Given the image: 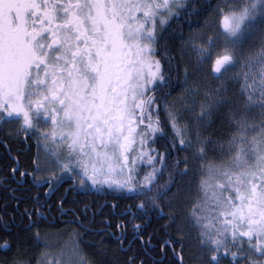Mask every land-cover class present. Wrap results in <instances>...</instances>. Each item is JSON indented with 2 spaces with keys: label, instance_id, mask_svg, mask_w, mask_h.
Instances as JSON below:
<instances>
[{
  "label": "snow or ice",
  "instance_id": "obj_1",
  "mask_svg": "<svg viewBox=\"0 0 264 264\" xmlns=\"http://www.w3.org/2000/svg\"><path fill=\"white\" fill-rule=\"evenodd\" d=\"M172 2L178 4L180 0ZM169 5L170 0L162 3L156 0H0V96L3 97L0 127L15 119L22 120L21 131L36 132L32 115L37 121H50L55 127L62 112L59 123H66L72 130L59 135L71 141L67 144L70 154L78 153L91 163L93 184L100 183L97 175L110 176L116 171L115 162L119 158L126 161L124 154L134 142L132 117L138 115L139 123L145 117L152 119V113L146 112L145 106L154 107L155 97L149 96L146 100L141 97L153 90L149 85L159 87L167 83L160 73L158 60L150 61L148 66H155L156 71L149 72L147 79L142 68L144 55L154 52L157 14L162 8L171 13ZM136 13H141L150 26L146 28ZM258 16L264 19V0H253L239 14L225 15L226 43L238 50L251 27L258 23ZM160 23L163 25L166 21L161 18ZM214 42L209 37L208 48L196 49L198 61L211 55ZM237 64L246 69L234 77L240 81L245 111L229 114L234 132L226 142V149L220 141L202 136L199 129L195 134V155L203 159L205 146L216 144L233 161L230 168L214 170L224 178L223 182L212 184L201 179L200 198L188 211L189 222L199 230L201 248L208 250L209 264H220L221 259H228L230 264H264V37L260 48L247 56L239 54L234 59L226 53L218 57L212 71L223 81ZM226 91L222 83L212 93H206L210 100L202 105L196 117L198 121L206 123L214 109L230 102ZM253 109H259V121L247 114ZM168 117L182 150L193 148L192 139L184 138L187 126L182 130L171 112ZM146 127L153 135L162 131L159 119ZM40 135L44 140L57 137L54 130ZM176 142L173 141V148ZM140 143H145L143 137ZM159 162L163 163V155ZM33 163L39 169V164ZM181 164L183 168L179 167ZM76 166L88 177V163L77 159ZM60 167L80 175L67 164ZM12 171L15 173L17 169ZM157 172L160 170L154 169L144 176L139 192L158 183ZM187 174V158L177 159L167 182L160 186V195L170 201L186 199L180 178ZM131 179L123 183L108 179L103 183L135 191L131 188ZM80 184L83 186L84 181L80 180ZM152 204L158 206L155 199ZM170 220L176 223L179 217H170ZM229 245L237 251H232ZM163 247H172L171 241H165L162 250ZM172 250L183 264L180 254ZM257 254L259 260L253 258Z\"/></svg>",
  "mask_w": 264,
  "mask_h": 264
},
{
  "label": "trees",
  "instance_id": "obj_2",
  "mask_svg": "<svg viewBox=\"0 0 264 264\" xmlns=\"http://www.w3.org/2000/svg\"><path fill=\"white\" fill-rule=\"evenodd\" d=\"M252 2L253 0H185L178 15L158 32L159 40L162 41L160 50L164 69L163 75H173L178 87L168 101H162V106H168L176 110L174 114L177 115L178 123L182 128L187 126V131L189 129L193 131L199 129L202 135L211 137L213 141H220L225 146L234 132V125L230 120L229 114L231 112L239 114L245 111L240 81L234 77L246 69L241 68L240 64H237L221 81L216 78L212 71L213 64L219 56L215 60L212 58L206 65V63L189 60L187 58L188 50L187 52L185 50L189 48V40L194 38L193 34L195 31L199 28L200 31L203 30V24L207 18H212V16L218 18L220 16L218 15L219 9H225V13L230 16L232 13L239 14L241 8L250 6ZM257 20L258 23L251 27L249 34H246L242 44L238 46V50L233 49L232 45L226 43L223 29L217 27V31L220 34L219 41L222 52L220 47L219 51L221 56L227 52V54H232L235 59L239 54L247 56L249 53L258 50L261 46V37H264V19L258 16ZM200 63L202 65H199ZM185 69H187V75H185ZM222 83L227 89L225 94L230 102L214 109L212 116L206 123L198 121L196 117L201 111L202 105L210 100V96H202L200 92L204 90L207 93H212ZM247 114L256 121L261 119L259 109H253ZM163 118V128H165V125L170 124L168 114L164 112ZM188 134L185 137H188ZM195 134L194 132L193 137H196ZM212 145L211 153L221 150L219 145ZM225 153L228 154L227 151ZM23 163L22 165L24 166ZM14 166L13 159L6 154L0 155V180L3 181V184L8 185L12 180L9 172ZM3 177L7 179L4 178L3 180ZM85 182L90 184L92 181L89 179ZM93 186L97 189L100 187L98 184H93ZM1 190L3 191L0 193V204H12V206L0 205V264H39L44 252L53 247L48 240L50 235H54L56 239L60 238L70 248L75 246L77 253H80L81 258L88 264H139L142 260L144 264H152L151 262L157 259L163 260L162 262L157 261L156 264H181V261L174 254L173 248L176 253L180 254L185 264H196L194 259H199L196 254L202 251L199 237L193 240L194 245H192L185 233L181 232L179 224L181 223L183 226L186 217V213L180 207L184 204L185 210L188 212L192 203L196 200V193L192 194V196L190 195V199H187L185 203H182L181 199L180 201H173L171 208L165 206L164 216H162L164 220L155 229L153 228V223L149 227L145 226L142 228L144 230L142 235L144 238L143 247L138 240L135 241L136 243H131L132 245L126 242L120 236L121 228L117 227L119 222H116L119 219H126L130 226L134 225L135 222H137L136 224L141 222V214L137 213V204L140 202L137 195L135 197L132 194L129 195L131 207L128 208L122 204L124 200H122L123 193L121 191L112 192L108 188H104L105 191L101 189L102 194L108 196L105 199H111L116 204V207L114 209L112 206H106V208L99 209L100 213L98 216L96 215L95 225H89L91 228L100 230L94 233V231L79 226L78 217L75 216L74 212L69 211L62 214L63 220L61 221L58 219L59 209L51 208V211L45 212L47 220H44L42 217L43 213L38 215V212L34 210L33 214H31V211L25 206L26 194L24 192H19L17 193L18 195H11L8 190L3 188ZM148 195L152 196V194ZM19 196L23 198V203L21 204L24 205L15 210L14 203L19 199ZM63 196L64 194H61L58 198L59 202L62 201ZM111 196L113 198H121L112 199ZM75 197H77L76 194L71 193L69 197L63 200V207L66 204L76 203L77 201L73 199ZM165 197L163 196L162 203L165 202ZM93 198V193H90V196L86 195L80 201L85 205L92 203ZM80 208L77 213L83 220L86 218L92 219L93 214H96L95 212L98 210L96 209L95 212H92L89 208L85 209V206L82 209ZM85 212L86 216L84 215ZM126 212L127 214L124 217H119ZM107 214L110 215V218L115 219V223L111 227L107 225L106 221L99 222L101 219H107ZM170 217H179V220L172 224ZM131 219L135 222L130 223ZM145 219L148 220L149 218L145 216ZM53 220L57 222L53 223ZM178 226L179 231L177 230ZM158 229L160 238L158 242H155L154 238L158 234ZM79 231L83 232L85 240L79 241L77 238V232ZM76 234L77 236H75ZM121 240L122 243L120 242ZM165 241H171L173 248L164 247L163 250L165 251H163L162 245H164ZM156 243H158V247L155 246ZM4 244H7V247H2ZM164 252L167 254L165 259L162 255ZM138 253H141L145 260ZM149 254H155L152 261H150L152 257Z\"/></svg>",
  "mask_w": 264,
  "mask_h": 264
},
{
  "label": "flooded vegetation",
  "instance_id": "obj_3",
  "mask_svg": "<svg viewBox=\"0 0 264 264\" xmlns=\"http://www.w3.org/2000/svg\"><path fill=\"white\" fill-rule=\"evenodd\" d=\"M39 2V0H37ZM66 2V0H65ZM75 2V0H73ZM137 18L140 20L141 23H144L143 18H141V13H136ZM157 21V20H156ZM156 32V29H155ZM158 35V32L156 33ZM161 42L158 37L155 44L152 45L154 48V52L152 54H145L143 57L144 60V67L142 68V73L145 79L148 78L149 72H155V66L149 67V63L151 60H158L160 62V73L163 74L164 69L162 66L161 58L162 53L160 50ZM143 43H149L148 41H143ZM165 76V75H164ZM166 84H161L159 87L156 85H149L148 87L150 89H153L151 91H148L144 97H141V99H147L149 96L155 97L154 101V107L148 108L145 106V111H150L152 113V119L151 121L145 117L143 123H139L138 115H134L132 117L133 123H132V139L133 143L129 147L128 151L124 154L127 159L126 161L123 158H120L121 165L124 168V177L125 181H128L129 177H131V188L137 189V190H130L129 187H122L121 190L123 193V199L124 202L123 205H126L128 208L131 207V203L129 202L130 194L135 197L137 195L140 199V202L137 204V213L141 214V222L136 224L133 219L130 220V223H134V225H139L140 228L136 229L133 226L127 223L126 219H119V221L116 220V222H119L118 225L120 227H117L120 229V236L124 238L126 242L129 244L136 243L135 241L138 240V242L141 243V245L144 247L143 242V234L144 230L143 227L147 226L149 227L153 223V228L155 229L158 227L160 222L164 219H162V216H164V209L165 206H168V208H171V204L173 201H170L168 197H165V202L163 201V196L160 195L159 189L160 186L165 184L168 180V173L173 171L174 162L177 159L183 160L187 158L188 160V174L184 175L180 178V185L181 188L184 191V188L187 187V184H190V194L187 191V197L190 199V197L193 194L194 191V183L192 182L193 178V171H194V164L192 161V157L189 154L191 152L190 149L188 150H182L181 146L178 143V139L174 138L175 134L173 132V129L171 127V124L165 125V128H163V120H164V112L168 114V112H171L176 117L177 115L174 114L176 112L175 109H172L168 106H162V101H168L169 97H171L176 91H177V84L175 78L172 76H165ZM37 97H33V99H36ZM3 102V97L0 96V103ZM25 107H27L25 102ZM58 107V106H57ZM167 110V111H165ZM33 123L37 128L36 132L31 133H25L21 131V124L22 120H12L11 122L3 124L2 127H0V155H7L11 159L14 160L15 166L14 168L17 169L15 173L11 170L9 172L10 177L12 180L8 185L3 184V181L0 180V187L8 190V193L11 195H18L17 193H25V206L28 207V209L31 211V214H33L34 210L38 212V215L40 213H43L42 217L44 220H47L46 213L51 211V208H58L60 214L58 215V219L61 221L62 214L65 212H74L75 216L78 217V224L84 229H89L91 231H94V233H97L100 230H96L94 228H91L89 225H95V219L96 215L98 216L100 211L99 209H102L103 207L106 208V206H112L115 209V203L112 202L111 199H105L108 198V196H104L102 194L101 189L104 190V188H108L107 186H103L99 183L100 187L97 189L93 186V183L91 182L86 183V180L91 179V174L88 173V177H85L83 175V170L81 172V175H76L74 173H70L67 170L63 168H59V164L57 162H65L67 156H75L80 157L78 153H71L69 152V149L67 148V144L71 143L70 140H63L60 137V133L67 134L69 131L72 130L71 127H69L66 123L61 124L59 121L63 119V113L61 112L60 115L57 117L58 124L54 127L52 123L45 122L44 120L37 121L35 116L32 115ZM159 119L160 121V128L161 132L155 133L154 135L151 133V130L148 129L146 126L149 123H154L155 120ZM184 129V128H183ZM55 131L57 133V139L61 140L62 144L58 145L57 148L50 147V151H52V160L55 161V158H58L57 162H54L52 164H49L51 169L49 171L45 170V167L43 165V158H42V152L44 151L45 143L47 140H44L43 137L40 135V133L43 132H52ZM11 133V135H9ZM127 135V132L125 133ZM183 134V132H182ZM173 136V138H172ZM143 137L145 140V143L141 145L140 140ZM185 138V137H184ZM186 139V138H185ZM177 140L175 148H173V141ZM209 144L205 146V151H208ZM193 149V148H192ZM99 150V149H98ZM169 152L171 153L169 155ZM161 155H163V163H160ZM149 156L154 157L151 161L149 160ZM208 156L205 153V156L203 158V162L206 160ZM82 158V157H81ZM85 158V157H83ZM24 163H23V162ZM36 161L39 164V169L36 168L35 164L33 163ZM24 164V166L22 165ZM57 165V166H56ZM180 168H183L184 165H179ZM154 169H159L160 172H157V180L158 183L149 185L147 188L144 189V191L141 193L138 191V189L143 185L144 176L148 175L149 173H152ZM130 170V171H129ZM26 173V175H21V173ZM77 172V169H76ZM163 173L161 175L160 173ZM78 173V172H77ZM56 177H59V179H56ZM7 179L6 177H3V180ZM80 180L84 181L83 186L80 184ZM95 184V185H97ZM0 188V193H2L3 190ZM109 191H116L115 189L108 188ZM105 191V190H104ZM111 192V193H112ZM185 192V191H184ZM71 193L76 194L77 197L73 198L76 200V203H72L71 205L66 204V208L63 207L64 203L63 200L70 196ZM90 193H93L94 198L92 200V203H88L83 205V203L80 201L82 198H85L86 195L90 196ZM61 194H64L62 201L59 202L58 198L61 196ZM148 194H152V196H149ZM191 195V196H190ZM16 197V196H15ZM112 197V196H111ZM121 198V197H117ZM113 198L112 199H117ZM155 199L156 205L153 206L152 201ZM57 202V203H56ZM23 203V198L19 196V199L16 200L14 203L15 210H18L19 207H21V204ZM143 204V208H139L138 205ZM0 205L4 206H12V204H3ZM85 206V209L89 208L92 212H95L96 214H93L92 219H82L78 215V209H82V207ZM99 206V208H97ZM1 209V208H0ZM113 209V210H114ZM86 211V210H85ZM87 212V211H86ZM85 212V216H86ZM127 214H121L119 217H124ZM107 219H101V221H106L107 225L111 227V225H114L115 219L110 218V215L107 214ZM145 216H147L149 219L146 220ZM137 221V220H136ZM53 223L57 222L56 220L52 221ZM98 223V222H97ZM175 224V223H172ZM168 225V224H167ZM130 227V228H129ZM109 230V229H108ZM131 235H129V233ZM182 232V231H181ZM158 234L155 236V242L159 241L160 235H159V229ZM79 241L85 240L83 236V232L79 231L77 232ZM77 234L75 236H77ZM195 236L194 234L190 233V239L193 241ZM78 242V241H77ZM255 243V240L253 241ZM172 244V243H171ZM132 245V244H131ZM158 247V243L156 245ZM232 251H237L236 248L231 247L229 245ZM164 248V247H163ZM173 248V245L172 247ZM161 250V249H160ZM165 251V250H163ZM141 254V253H138ZM160 255V254H157ZM164 256V259L167 257V254H162ZM199 256L198 260H195L196 264H209V256H208V250L202 248V251L199 254H196ZM153 260L155 254H149ZM197 256V257H198ZM141 257L145 260V258ZM254 259L259 260L260 256L257 254ZM163 260V259H162ZM162 260L157 259L156 261H152V264H156L158 262H162ZM143 261V260H142ZM183 262V261H182ZM140 264V263H139ZM183 264H185L183 262ZM220 264H230V261L228 259H221ZM243 264H246V262H243Z\"/></svg>",
  "mask_w": 264,
  "mask_h": 264
},
{
  "label": "rangeland",
  "instance_id": "obj_4",
  "mask_svg": "<svg viewBox=\"0 0 264 264\" xmlns=\"http://www.w3.org/2000/svg\"><path fill=\"white\" fill-rule=\"evenodd\" d=\"M185 0H180V3H174L172 2V0H170V9H171V13L169 12L168 9H160L158 14H157V20L156 24H155V29H156V33L163 28L164 26H166L169 21H170V16L176 13H179L180 9H182L183 3ZM149 2H151V0H149ZM157 3H162V0H156ZM218 15H220L218 18L216 16H212V18H207L206 22L203 24V30L200 31V28L198 30L195 31V33L193 34V39L191 38L190 43H189V48H187L185 51L187 52L188 50V56L187 58H189V60H191L192 62H196L197 60V53H196V49H198L199 47L203 46L205 48H208V38L211 37L213 38V40L215 41L213 45H211L210 51H211V55L210 56H206L204 58H202L201 60H199V62L207 65V63L213 58L215 60L216 57L220 56L221 53V45H220V41H219V31H217V27H219V29H222L223 27V19L224 16L227 15L225 13V9H219L218 11ZM141 18H143L141 16ZM163 18L166 23H164L163 25H161L160 23V19ZM218 21V22H217ZM145 23V22H144ZM150 26V22L149 23H145V27H149ZM205 30V32H203ZM158 39L159 36L157 35ZM219 47H220V51H219ZM222 52V51H221ZM213 60V61H214ZM199 65H202V64ZM246 71V70H244ZM202 96H206V91L202 90L201 92ZM186 95V94H185ZM177 125L183 130V128L180 126L179 123H177ZM196 129L195 131H193L192 129L188 130L189 136L185 137L187 138H191L193 141V149L191 148V152L189 153L192 157V161L193 164L195 166V169L193 171V178H192V182L194 183V191L193 194L196 193V200L200 198V190H199V184L201 179H204L206 181H208L209 183H216L217 181H221L223 182V177L220 176L217 172H215V169H225V168H230L233 161L228 154H226V150L224 151H217L214 153H211L210 151L213 149V145L209 144V148L208 151L206 150L205 153L208 156L206 158V160L203 162V159H201L199 156L195 155V145H196V137H193V133H196ZM183 132V131H182ZM202 134V133H201ZM204 136V134L202 135ZM206 137V135L204 136ZM62 141L57 139L52 140V139H48L45 143V147H44V151L42 152V160H43V165L45 167V170L49 171L51 169V167L49 166V164H52L54 162H57L58 158H55V161L52 160V156L50 155V153L52 154V151H50V147H54L57 148L58 145H61ZM226 149V146H225ZM211 154H214L211 156ZM77 159H83L85 163L89 164V174H91V163L88 162L87 158H81V157H75V156H67L65 162H57V164H59V168L61 164H67L69 165V167L71 168H75L77 169V172L81 175L82 172V168H79L76 166V160ZM121 159L119 158L116 162H115V166H116V171H114L113 173H111V175H97L96 179L98 181H100L99 184L103 185V186H107L108 188H112V189H121L122 187L116 185V184H106L103 183L104 180H116V181H120V182H125V177H124V173L120 171V168L122 167L121 163H120ZM203 165V167H202ZM97 167H99V164H97ZM91 180V179H90ZM92 181V180H91ZM116 191H121V190H116ZM185 193L190 194V184H187V187L184 188ZM195 198V196H194ZM188 197L186 199L182 198V203H185L187 201ZM195 200V201H196ZM184 213H186V217H185V221L184 224L182 226L181 223L180 224V229L182 232L185 233V236L187 237V239H189V241L191 242L192 245H194V241H192L190 239V233L194 234L195 236H199L198 232L199 230L197 228H195L190 222H189V218H188V212H186L185 210V205L183 204L180 207ZM197 237H194V239H196ZM48 240L52 243L53 247L49 248L47 250V252H44V254L42 255V259L40 261L39 264H82V261L85 262L82 258L80 253H77L76 248L74 246V248H70V246H68L67 244H65L63 241L60 240V238H55L54 235H50L48 236ZM88 264V262L86 263Z\"/></svg>",
  "mask_w": 264,
  "mask_h": 264
},
{
  "label": "water",
  "instance_id": "obj_5",
  "mask_svg": "<svg viewBox=\"0 0 264 264\" xmlns=\"http://www.w3.org/2000/svg\"><path fill=\"white\" fill-rule=\"evenodd\" d=\"M223 26H224V19H223ZM223 30H224V27H223ZM215 64V63H214ZM216 76V75H215Z\"/></svg>",
  "mask_w": 264,
  "mask_h": 264
},
{
  "label": "bare ground",
  "instance_id": "obj_6",
  "mask_svg": "<svg viewBox=\"0 0 264 264\" xmlns=\"http://www.w3.org/2000/svg\"><path fill=\"white\" fill-rule=\"evenodd\" d=\"M227 53V52H226Z\"/></svg>",
  "mask_w": 264,
  "mask_h": 264
}]
</instances>
